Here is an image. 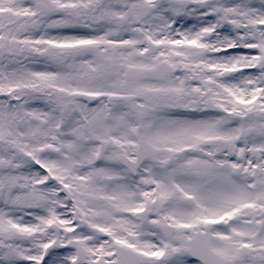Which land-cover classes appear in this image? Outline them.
<instances>
[{
    "label": "snow or ice",
    "instance_id": "1",
    "mask_svg": "<svg viewBox=\"0 0 264 264\" xmlns=\"http://www.w3.org/2000/svg\"><path fill=\"white\" fill-rule=\"evenodd\" d=\"M0 264H264V0H0Z\"/></svg>",
    "mask_w": 264,
    "mask_h": 264
}]
</instances>
